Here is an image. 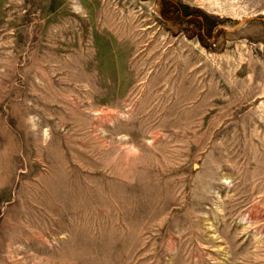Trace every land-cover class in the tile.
I'll use <instances>...</instances> for the list:
<instances>
[{
    "label": "rangeland",
    "instance_id": "rangeland-1",
    "mask_svg": "<svg viewBox=\"0 0 264 264\" xmlns=\"http://www.w3.org/2000/svg\"><path fill=\"white\" fill-rule=\"evenodd\" d=\"M0 264H264V0H0Z\"/></svg>",
    "mask_w": 264,
    "mask_h": 264
}]
</instances>
